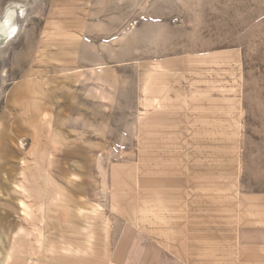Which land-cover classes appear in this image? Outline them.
I'll use <instances>...</instances> for the list:
<instances>
[{
    "label": "rangeland",
    "instance_id": "rangeland-1",
    "mask_svg": "<svg viewBox=\"0 0 264 264\" xmlns=\"http://www.w3.org/2000/svg\"><path fill=\"white\" fill-rule=\"evenodd\" d=\"M15 11L0 264H264V0Z\"/></svg>",
    "mask_w": 264,
    "mask_h": 264
},
{
    "label": "bare ground",
    "instance_id": "bare-ground-1",
    "mask_svg": "<svg viewBox=\"0 0 264 264\" xmlns=\"http://www.w3.org/2000/svg\"><path fill=\"white\" fill-rule=\"evenodd\" d=\"M18 13L19 11L13 12L10 15H8L5 20L2 21V25L0 26V44L2 46L5 45L9 40H11L10 38L14 37L16 31H18L17 28V19L19 18Z\"/></svg>",
    "mask_w": 264,
    "mask_h": 264
},
{
    "label": "crops",
    "instance_id": "crops-1",
    "mask_svg": "<svg viewBox=\"0 0 264 264\" xmlns=\"http://www.w3.org/2000/svg\"><path fill=\"white\" fill-rule=\"evenodd\" d=\"M15 239V242H14V245H15V247L14 248H16V247H18V246H21V242H23L22 240H16V238H14ZM13 248V249H14ZM11 253H14V251H11ZM192 258H190L189 260H191ZM191 262H192V264H196V263H194L192 260L191 261H189V264H191Z\"/></svg>",
    "mask_w": 264,
    "mask_h": 264
}]
</instances>
